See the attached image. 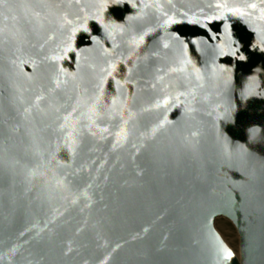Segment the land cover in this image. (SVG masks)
<instances>
[{
    "label": "water",
    "instance_id": "95a60500",
    "mask_svg": "<svg viewBox=\"0 0 264 264\" xmlns=\"http://www.w3.org/2000/svg\"><path fill=\"white\" fill-rule=\"evenodd\" d=\"M261 9L3 0L0 264H264Z\"/></svg>",
    "mask_w": 264,
    "mask_h": 264
},
{
    "label": "snow or ice",
    "instance_id": "6c2138e0",
    "mask_svg": "<svg viewBox=\"0 0 264 264\" xmlns=\"http://www.w3.org/2000/svg\"><path fill=\"white\" fill-rule=\"evenodd\" d=\"M2 2H3V0H0V3H2ZM115 2H116V3H120V0H115ZM170 2H171V0H169V3H170ZM100 7H102V8H103V7H106V4H101ZM156 7L159 9V8H161L162 6H161V5H156ZM247 7H250V8H252V9H255V8H256V4L253 3V4H250V5H247ZM217 8H226V9H227L228 11H230L233 15H237V14L240 15V16L245 15V12H244L241 8H239V7L229 6V5H227V4H217ZM165 15H167V13H165ZM222 15H223V14H221L220 16H213V17H211V19H220V18H222ZM95 18H96V19H99V16H97V17H95ZM261 18L264 19V9H261ZM130 19H131V18H130ZM176 22H177V21L174 20V19L171 18V17H168V18L164 21L165 24H173V23H176ZM190 22H198V21L193 20V21H190ZM69 23H71V21H69ZM110 27H112V28L120 27L121 30H122V26H118V25H115V26L105 25V28H106V29H108V28H110ZM225 28H227V25H225ZM78 30H79V28H77V27H73V29H72V35L75 36V33H76V31H78ZM83 31H85V32H88V31H89V29H88L86 23L83 25ZM92 39L95 40L96 38L93 36ZM211 39L215 40V39H216V36L213 35V36L211 37ZM143 41H144V36L141 35L138 39L135 38V37H133L132 43H134V44H136V45L138 46V45H139L140 43H142ZM192 43H195V41H193ZM165 47H167V45H165ZM184 47H185V49H187L188 45L185 44ZM218 47H220V49H221V54L224 55L225 53H224V51H223V45H222V44H221V45H218ZM73 51H75V49H73L72 46H71L70 44L64 49L65 54H67L68 52H73ZM231 55H232L233 57H238V59L241 60V61H243V60L246 59V56H245V55H244L239 49H235V48L231 49ZM77 56H79V53H77ZM63 58H64L63 56L55 57V59H63ZM187 62H190V61H187ZM62 70H63V69H62ZM115 70H116V65H115V64L111 65V71L108 72V75H109V76L112 75V72H115ZM173 71H175V69H173ZM197 71H199V70H197ZM116 84L119 85V84H120V81L117 80V81H116ZM37 99L39 100L40 97H37ZM115 102H116V101H115V98H114V99H113V104H115ZM168 102H169L168 98H165V99L163 100V103H164L165 105H167ZM156 106H157V107L160 106V105H159V102H157V105H156ZM65 119H67V117H65ZM162 123H163V122H162ZM159 126H160V125H157V127H154V128L152 129L153 133L156 132V130H157V128H158ZM122 134H123L124 136H126V133H123V130H121V132H117V133H116V135H117L118 138L121 137ZM69 150L71 151V146H70V149H69ZM220 251L222 252V254H223L225 260H230V259L233 257V255H234V253H233L232 251H230L227 247H225L222 243L220 244Z\"/></svg>",
    "mask_w": 264,
    "mask_h": 264
},
{
    "label": "rangeland",
    "instance_id": "374dc122",
    "mask_svg": "<svg viewBox=\"0 0 264 264\" xmlns=\"http://www.w3.org/2000/svg\"><path fill=\"white\" fill-rule=\"evenodd\" d=\"M214 227L228 246L233 249L235 253H238L239 239L231 222L225 218L219 217L215 219Z\"/></svg>",
    "mask_w": 264,
    "mask_h": 264
},
{
    "label": "bare ground",
    "instance_id": "6f19581e",
    "mask_svg": "<svg viewBox=\"0 0 264 264\" xmlns=\"http://www.w3.org/2000/svg\"><path fill=\"white\" fill-rule=\"evenodd\" d=\"M222 218H224V217H222ZM226 219V218H225ZM228 220V219H227ZM214 221H215V219H214ZM229 221V220H228ZM230 222V221H229ZM214 225V224H213ZM215 228V227H214ZM227 244V243H226ZM228 245V244H227Z\"/></svg>",
    "mask_w": 264,
    "mask_h": 264
}]
</instances>
